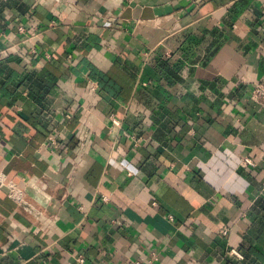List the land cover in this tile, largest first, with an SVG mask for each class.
<instances>
[{
    "label": "crops",
    "instance_id": "1",
    "mask_svg": "<svg viewBox=\"0 0 264 264\" xmlns=\"http://www.w3.org/2000/svg\"><path fill=\"white\" fill-rule=\"evenodd\" d=\"M257 85L264 0H0V264H264Z\"/></svg>",
    "mask_w": 264,
    "mask_h": 264
},
{
    "label": "built area",
    "instance_id": "2",
    "mask_svg": "<svg viewBox=\"0 0 264 264\" xmlns=\"http://www.w3.org/2000/svg\"><path fill=\"white\" fill-rule=\"evenodd\" d=\"M253 95H254L255 99L263 101V103H264V86H262V85L255 86L254 90H253ZM245 162H246V164H248L250 166L253 165V163L249 160H246Z\"/></svg>",
    "mask_w": 264,
    "mask_h": 264
}]
</instances>
